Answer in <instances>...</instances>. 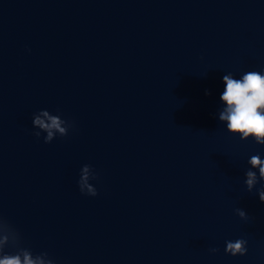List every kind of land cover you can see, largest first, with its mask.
Returning <instances> with one entry per match:
<instances>
[{
    "label": "water",
    "instance_id": "1",
    "mask_svg": "<svg viewBox=\"0 0 264 264\" xmlns=\"http://www.w3.org/2000/svg\"><path fill=\"white\" fill-rule=\"evenodd\" d=\"M249 71L264 74V0H0V218L19 236L4 253L264 264V180L245 183L264 145L218 119L223 76ZM42 110L68 134L45 143Z\"/></svg>",
    "mask_w": 264,
    "mask_h": 264
},
{
    "label": "clouds",
    "instance_id": "2",
    "mask_svg": "<svg viewBox=\"0 0 264 264\" xmlns=\"http://www.w3.org/2000/svg\"><path fill=\"white\" fill-rule=\"evenodd\" d=\"M225 85L220 100L225 107L219 112L218 119L225 122L227 130L233 134H239L241 139L253 138L259 145H264V74L258 71L244 73L241 78H234L231 73L223 76ZM209 93H206V95ZM33 126L45 132V143H50L59 134L66 136L72 127L69 121L61 119L59 115H52L47 110H42L34 115ZM41 131L33 134L39 138ZM248 163L251 168L245 173L247 190L251 192L260 180H264V160L259 155H253ZM252 169H258L257 172ZM95 179L90 165H84L81 169L79 188L81 193L96 196V188L89 183V179ZM259 199L264 203V189L258 190ZM241 219L247 220L245 211L236 209ZM19 236L10 225L0 218V264H53L47 258V253L33 257L30 250L18 248L14 255L4 253L6 245H18ZM247 241L237 239L226 241V253L232 256H243L247 253ZM215 253L218 249H210Z\"/></svg>",
    "mask_w": 264,
    "mask_h": 264
}]
</instances>
